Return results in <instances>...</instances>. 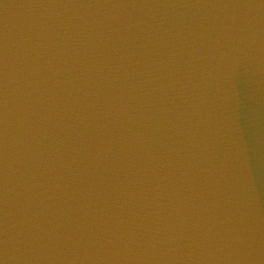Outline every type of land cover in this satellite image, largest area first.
I'll return each instance as SVG.
<instances>
[{
	"label": "water",
	"instance_id": "water-1",
	"mask_svg": "<svg viewBox=\"0 0 264 264\" xmlns=\"http://www.w3.org/2000/svg\"><path fill=\"white\" fill-rule=\"evenodd\" d=\"M0 264H264V0H0Z\"/></svg>",
	"mask_w": 264,
	"mask_h": 264
}]
</instances>
